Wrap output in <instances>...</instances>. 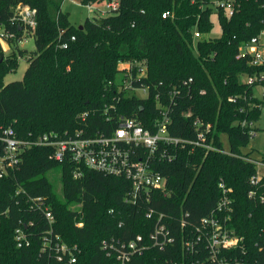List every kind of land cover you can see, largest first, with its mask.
<instances>
[{"label": "trees", "instance_id": "obj_1", "mask_svg": "<svg viewBox=\"0 0 264 264\" xmlns=\"http://www.w3.org/2000/svg\"><path fill=\"white\" fill-rule=\"evenodd\" d=\"M63 1L0 0L6 29L18 31L10 20L20 3L35 8L38 21L35 50L22 48L17 38L7 53L0 41V137L7 128L25 141L49 132L106 135L122 117L155 131V121L167 116L172 136L196 141L202 132L213 148L168 146L176 157L152 166L166 177L165 188L133 199L130 179L87 166L76 176L74 162L56 160L52 147L27 146L20 163L0 177V264H66L69 254L60 252L59 260L56 236L77 257L73 264H119L110 244L139 235L149 248L131 264H211L203 219L218 206L220 182L232 200L228 224L243 237L227 259L264 264V202L258 198L264 196V177L251 183L258 167L247 158H256L255 149L244 150L264 108V97L255 93L264 81L250 85L244 79L264 74V64L252 65L249 55L238 58L264 32V0H233L232 13L218 4L222 0H120L117 10H96L82 28L63 11ZM169 10L172 15L164 18ZM214 18L219 36L210 35ZM195 30L201 33L197 40ZM20 57L29 62L23 79L5 83ZM121 62L131 65L122 69ZM252 190L258 197L249 196ZM158 224L174 237L164 248L151 237ZM19 228L28 245H18Z\"/></svg>", "mask_w": 264, "mask_h": 264}, {"label": "built area", "instance_id": "obj_2", "mask_svg": "<svg viewBox=\"0 0 264 264\" xmlns=\"http://www.w3.org/2000/svg\"><path fill=\"white\" fill-rule=\"evenodd\" d=\"M65 1V0H64ZM81 1V0H80ZM120 0H106L105 8L102 11L117 10ZM222 8L233 12V0H222L218 3ZM89 9L94 8L93 4H87ZM172 12L165 11L163 17H169ZM10 24L13 27H18V31L6 29L3 24H0V41L5 49L9 48V42L19 39L20 43L30 36H34L37 28V10L24 3L18 4L11 16ZM20 35V36H19ZM201 37L199 30H195L194 38L197 40ZM74 39V37H72ZM67 43L63 47H67ZM249 55L251 57L252 65L264 64L263 44L260 37H253L241 49L239 57ZM130 63L121 62L119 68H129ZM248 84L252 85L257 81H264V74H255L244 79ZM189 81H192L190 79ZM143 95L147 94L146 88L140 92ZM264 97V93L262 95ZM230 100H235L230 98ZM264 112V108H263ZM86 115H83V118ZM170 119L164 116L161 120L155 121L156 130L151 131L144 128L138 122L132 119L122 117L120 125L111 134L94 133L85 135L82 131L75 133L60 134L56 132H49L39 136L35 141H25L16 136L13 128H7L3 131L0 137L2 143V150H0V177H3L9 168L16 167L21 160V153L27 146L32 144H43L53 148V156L58 161L66 159L74 162L76 169L75 175L80 176V167L87 166L95 170L106 173L124 176L132 181L133 190L131 197L133 199L142 197L149 189H164L167 179L161 172L156 171L152 166L154 163L175 158V154L168 153V146L173 145L174 149L178 145L195 144L204 145L206 148H213L210 144L205 142L204 133H199L198 140L191 141L172 136L167 129V124ZM246 122H244L245 124ZM209 125L206 130L209 129ZM253 133V132H252ZM254 136L256 133H253ZM146 151L145 153H143ZM142 150V152H141ZM254 161L258 167L257 175L251 179L252 184H256L264 177V162L256 158H247ZM263 171H262V169ZM222 189V197L218 202L217 208L211 216L203 219V226L209 227V233L206 240L209 248L208 261L211 264H239V262L232 263L226 257L229 250L237 248L242 242L243 237L230 227L228 221L231 218L232 205L229 197L226 183L220 182ZM250 197H258L257 193L252 190L249 192ZM260 201L264 202V196L258 197ZM152 213L148 216L151 217ZM46 217L50 222L53 221L54 216L52 212L47 209ZM162 217H159L160 220ZM81 224V223H79ZM154 240V245L164 248L167 244L174 242V237L170 234L165 225H157L155 231L151 235ZM16 239L19 246H25L30 243L25 231L21 228L16 231ZM57 239V252L59 253V260L63 261L62 253L69 254V261L66 264H73L77 262V257L74 256L70 246L62 244ZM120 243H111L110 247L114 255H116L119 264H131L135 254H142L149 245L144 243L141 235L137 236L135 240L125 242L121 246ZM187 246L191 243L187 242ZM105 248L107 243L105 242ZM74 248H77L74 246ZM62 252V253H60ZM111 254V252L109 253Z\"/></svg>", "mask_w": 264, "mask_h": 264}, {"label": "rangeland", "instance_id": "obj_3", "mask_svg": "<svg viewBox=\"0 0 264 264\" xmlns=\"http://www.w3.org/2000/svg\"><path fill=\"white\" fill-rule=\"evenodd\" d=\"M105 4H106V0H103L100 3L93 4L94 8L89 9V7L82 4L80 0H65L63 1L62 9L64 12L68 13L69 18L73 23V25L78 27L83 25L88 19H92L95 15H97L99 12H97L96 10H101L100 8L104 9ZM100 14L107 15L108 13L101 10ZM214 23H215L214 28L210 35L219 36L221 34L220 24L218 20L215 18H214ZM260 41L263 44V52H264V32H262V34L260 35ZM19 45L28 51H33L36 49L35 39L33 38V36H30L26 40L21 41ZM5 51L8 53L10 50L8 47H5ZM28 66H29L28 59L26 57H20L19 66L17 70L8 73L4 78V82L9 83L12 81L23 79L25 71L28 68ZM255 93L257 95H262L264 93V86L257 85L255 87ZM256 126L258 130L256 131L255 136L250 140L248 147L244 150L246 151L254 148L255 149L254 156L258 159H261L262 150L264 148V112L262 114L260 121L256 124ZM223 140L225 142L226 147L228 148L229 140L226 135L223 136ZM52 177L55 180L58 189L61 191L62 183L58 173L55 172L52 175Z\"/></svg>", "mask_w": 264, "mask_h": 264}, {"label": "water", "instance_id": "obj_4", "mask_svg": "<svg viewBox=\"0 0 264 264\" xmlns=\"http://www.w3.org/2000/svg\"><path fill=\"white\" fill-rule=\"evenodd\" d=\"M80 28H82V26H80Z\"/></svg>", "mask_w": 264, "mask_h": 264}]
</instances>
